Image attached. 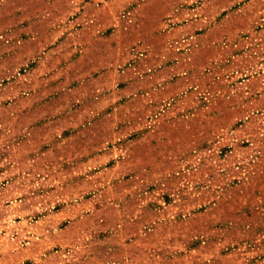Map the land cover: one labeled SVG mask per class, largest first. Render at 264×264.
Segmentation results:
<instances>
[{
    "label": "rangeland",
    "instance_id": "374dc122",
    "mask_svg": "<svg viewBox=\"0 0 264 264\" xmlns=\"http://www.w3.org/2000/svg\"><path fill=\"white\" fill-rule=\"evenodd\" d=\"M0 189V264H264V0H0Z\"/></svg>",
    "mask_w": 264,
    "mask_h": 264
},
{
    "label": "crops",
    "instance_id": "0c3cea01",
    "mask_svg": "<svg viewBox=\"0 0 264 264\" xmlns=\"http://www.w3.org/2000/svg\"><path fill=\"white\" fill-rule=\"evenodd\" d=\"M0 190H2V189H0ZM2 194V193H1Z\"/></svg>",
    "mask_w": 264,
    "mask_h": 264
}]
</instances>
